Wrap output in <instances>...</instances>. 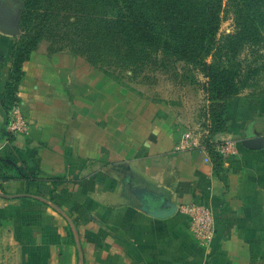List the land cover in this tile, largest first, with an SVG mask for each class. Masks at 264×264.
Here are the masks:
<instances>
[{
	"label": "crops",
	"instance_id": "obj_1",
	"mask_svg": "<svg viewBox=\"0 0 264 264\" xmlns=\"http://www.w3.org/2000/svg\"><path fill=\"white\" fill-rule=\"evenodd\" d=\"M20 38L0 32V264H264V97L232 102L214 141L237 153L215 162L176 151L192 124L181 104L41 43L16 92L29 131L15 134L3 94ZM193 203L210 208L208 244L180 212Z\"/></svg>",
	"mask_w": 264,
	"mask_h": 264
},
{
	"label": "rangeland",
	"instance_id": "obj_2",
	"mask_svg": "<svg viewBox=\"0 0 264 264\" xmlns=\"http://www.w3.org/2000/svg\"><path fill=\"white\" fill-rule=\"evenodd\" d=\"M242 2L262 39L239 46L230 63L232 55L216 62V57L226 52L216 54V43L222 45L236 30V11L227 6V0L222 23L207 51L197 46L198 42L190 46L150 37L154 31L134 27L133 17L117 0H0V10L7 4L16 10L20 36L37 38L33 50L46 43L57 52H74L154 98L181 104L192 118L189 129L204 138L210 134L216 137V115L222 113L227 123L236 98L251 102L264 97V0ZM156 30L162 32L160 25ZM228 63L241 68L238 92L217 100L208 91L209 67Z\"/></svg>",
	"mask_w": 264,
	"mask_h": 264
},
{
	"label": "trees",
	"instance_id": "obj_3",
	"mask_svg": "<svg viewBox=\"0 0 264 264\" xmlns=\"http://www.w3.org/2000/svg\"><path fill=\"white\" fill-rule=\"evenodd\" d=\"M121 9L125 8L133 17L131 24L140 31H151L154 33L150 37L157 38L161 41H170L176 43L184 42V45L200 46L207 51L213 43L215 35L222 23L225 0H117ZM227 6L236 12V30L233 34L227 35L226 41L219 45L216 43V54L226 49V52L216 57V62L223 60V56H229L228 61L233 59L234 52L242 45H253L259 42L262 37L258 31L255 22L252 21L249 14L244 8L242 0H227ZM138 11L139 13H136ZM160 25L161 31L156 30ZM186 26H193L187 29ZM26 33V32H25ZM37 38L29 40L25 34L21 36L17 43L12 59L13 70L6 89L3 94L4 104L11 108L17 101L16 92L21 78L22 64L29 58L33 49L37 45ZM236 48V50H234ZM231 53V54H229ZM228 63V64H229ZM223 64V63H222ZM224 65V64H223ZM240 69L236 64L222 66L216 64V68L209 67L210 82L208 91L214 95L217 100L228 99L238 92V85L241 81L239 78ZM222 113L216 115V124L214 134L226 131L227 123ZM206 148L211 152L215 162L222 160L218 153L217 146L219 143L214 141V135L210 134L205 138ZM32 182H38L36 176L27 174L23 170L19 174ZM13 177L14 175H8ZM61 180H54L53 185L56 187Z\"/></svg>",
	"mask_w": 264,
	"mask_h": 264
},
{
	"label": "built area",
	"instance_id": "obj_4",
	"mask_svg": "<svg viewBox=\"0 0 264 264\" xmlns=\"http://www.w3.org/2000/svg\"><path fill=\"white\" fill-rule=\"evenodd\" d=\"M9 130L12 133H27L29 131V123L22 112L19 103L13 104L9 113ZM206 137L194 135L192 131H188L184 136L178 139L176 143V151L183 152L194 149L198 146L206 147L204 140ZM238 143L235 140L219 143L217 146L218 153L224 158H230L237 153ZM180 212L189 217L192 232L198 242L208 244L215 235V224L209 206L203 203H193L191 205L182 206Z\"/></svg>",
	"mask_w": 264,
	"mask_h": 264
},
{
	"label": "water",
	"instance_id": "obj_5",
	"mask_svg": "<svg viewBox=\"0 0 264 264\" xmlns=\"http://www.w3.org/2000/svg\"><path fill=\"white\" fill-rule=\"evenodd\" d=\"M0 32L9 36H18L20 34L19 20L16 13L10 5H6L3 10H0ZM242 144L249 149L259 150L263 147L262 139L247 138L242 140ZM170 210H159L154 214L157 218H164L174 212V207L170 206Z\"/></svg>",
	"mask_w": 264,
	"mask_h": 264
}]
</instances>
